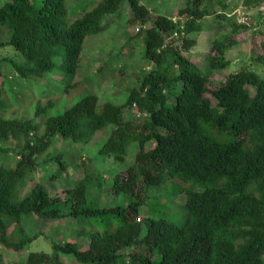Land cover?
Here are the masks:
<instances>
[{
    "label": "trees",
    "instance_id": "trees-1",
    "mask_svg": "<svg viewBox=\"0 0 264 264\" xmlns=\"http://www.w3.org/2000/svg\"><path fill=\"white\" fill-rule=\"evenodd\" d=\"M184 1L177 23L168 15L151 20L141 0H100L76 8L67 0L0 5V34L8 35L0 37V49L12 48L23 59H8L19 79L5 77L0 114L11 105L34 112L0 116V158L14 152L5 143L18 147L17 166L0 168V244L13 253L27 251L43 234H28L23 222L31 218L69 219L88 243L82 250L78 243L53 242L50 255L30 253L22 264H264V30H259L264 0L244 1L246 12H257L249 23L231 17L228 0ZM213 14L226 24L212 25L218 34L207 57L213 70L231 65L227 52L241 46L248 33L262 38H252L253 49H262L252 68L217 86L185 54L198 45L203 21ZM122 20L142 26L146 67L139 88L123 103L102 102L94 89L77 102L69 100L81 89L87 40ZM176 40L181 50L168 43ZM131 108L138 121H126ZM103 133L104 144L94 142ZM95 145L105 160H114L113 178L86 170L65 201L53 197L44 182L67 172L79 148ZM55 148L62 151L55 154ZM135 149V161L124 171ZM41 166L46 172L38 179ZM180 182L194 189L185 190ZM174 186L185 196L177 222L163 204L169 191L150 196ZM106 191L118 202L109 208L100 203Z\"/></svg>",
    "mask_w": 264,
    "mask_h": 264
},
{
    "label": "rangeland",
    "instance_id": "rangeland-1",
    "mask_svg": "<svg viewBox=\"0 0 264 264\" xmlns=\"http://www.w3.org/2000/svg\"><path fill=\"white\" fill-rule=\"evenodd\" d=\"M4 1L5 0H0V5H3ZM98 1L100 0H67L68 5L71 8H76L86 3H96ZM141 1L143 5L150 10L151 20H154L160 15H168L171 16L172 20L174 18L179 20V11L185 6L184 0ZM244 1L245 0H228L233 8V14L231 17L239 22H255V20H257V12L254 10L246 12L244 9ZM35 3L37 4V0H35ZM210 10L211 12H214L212 6L210 7ZM128 18H131V13L128 14ZM203 24L205 30L203 33L197 35L198 45L192 48L190 53L185 54L210 75L212 85L217 86L222 84L230 75L252 68L254 58L262 51V49L257 48V45L253 49L252 38L261 41L262 38L260 37V34L253 37L254 34L250 32L247 36H243L244 38L241 46L233 48L231 51L227 52V57L230 59L231 65L225 70L217 71L210 67L207 60L211 44L213 43L212 41L216 35H218L212 30V25L214 24V26L223 27L226 24L221 21H216L214 14L205 19ZM260 26L261 28L259 30H264L263 22ZM141 28L142 26L139 24L130 25L125 20H122L104 34L88 39L82 56L81 69L78 76V81L81 83V89L75 92L71 97H68V99L77 102L81 98L88 96L89 91L94 89L102 102L113 101L115 103H123L124 97L129 94L132 88H139L140 84L138 79L141 75L142 69L146 67L143 59L145 54L143 38L138 35V29ZM0 37L2 39H7V32H1ZM168 43L170 45L173 44V46L181 50V44L177 40ZM8 59H13L15 62L19 63L23 62L20 54L12 48L8 47L0 49V61H3V72H0V87L4 83L5 77H9L14 82L19 79L16 77V74L12 72ZM122 70L124 72H121ZM19 88L20 87L15 84L14 91H19ZM22 103H24V101H22ZM136 113V110L133 108L126 110L124 113L126 121H138L134 116ZM0 116L5 119L23 118L27 116L33 117L34 112H27V109L24 106L20 107L11 105V107L1 113ZM42 120V117H39L37 123H41ZM107 137L106 133L100 134L94 142L99 140L98 143L102 141V144H104ZM4 146L8 149L14 150V152L8 156H2L0 158V168L16 167L18 162V157L16 155V152H18L17 143L10 141L9 143H5ZM97 147L98 145H95L85 150L79 148L74 152L75 163L69 167L67 172L59 174L58 179L54 182H44L53 197L60 201H65L68 191L73 189L78 182L86 177V170H89L90 173L94 172L95 174H102L106 181L113 178L114 174L117 172V169L113 168L114 160H105L102 155L97 153ZM149 147H153V145L150 144ZM53 151L57 154L62 150L55 148ZM80 153H82L81 158H79ZM136 153L137 150L135 149L129 155L128 160L122 165L124 171L134 163ZM53 168L54 167L52 166L47 168V170L49 171ZM39 170L37 176L38 179L43 177L46 172L44 166H41ZM180 183L185 190L194 189L193 184ZM142 189H145L144 185L142 186ZM196 190L201 191L202 188L197 187ZM163 191L159 194L150 191V196H162L169 191L171 195L165 197L163 204H166L170 209L169 215L173 216L170 219H172L173 222H177L179 221L178 217L182 215L181 212L183 211V205H185V196L179 194L178 186L169 187L165 189L164 192ZM143 192H146V189ZM100 196L101 207L109 208L118 203L115 199L116 197L111 191L103 192ZM178 198H180L181 201L178 200ZM72 222L73 221L66 219L64 222L50 220L41 223L36 218L25 219L23 223L30 236L35 237L42 232L43 234L39 235L29 246L28 250L23 253L10 252L0 244V264H22L30 253L50 255L52 253L53 242L78 243L82 246V250L88 249L86 238L78 235L75 230L76 227H73ZM77 222L78 221H76V223ZM66 261L69 264L70 261Z\"/></svg>",
    "mask_w": 264,
    "mask_h": 264
},
{
    "label": "built area",
    "instance_id": "built-area-1",
    "mask_svg": "<svg viewBox=\"0 0 264 264\" xmlns=\"http://www.w3.org/2000/svg\"><path fill=\"white\" fill-rule=\"evenodd\" d=\"M173 22H174V23H177V22H178V19H177V18H174V19H173ZM138 221H140V219H138Z\"/></svg>",
    "mask_w": 264,
    "mask_h": 264
}]
</instances>
